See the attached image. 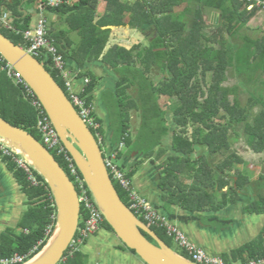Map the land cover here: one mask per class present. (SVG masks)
<instances>
[{"label":"trees","instance_id":"16d2710c","mask_svg":"<svg viewBox=\"0 0 264 264\" xmlns=\"http://www.w3.org/2000/svg\"><path fill=\"white\" fill-rule=\"evenodd\" d=\"M23 1L0 0V15L13 13L8 25L0 23V31L14 43L26 46L23 32L30 28L32 18L30 13L18 17L21 6L42 3L48 12L60 14L69 29L77 33L78 38L73 41L68 31H47V38L65 61L71 58L85 64L101 60L112 67L116 77L115 94H110L107 106L118 144L121 141L129 144L130 113H134L140 122L131 144L150 150L163 139L170 141L173 150L181 153L171 156L172 161L188 163V169L197 177L215 178L219 188L227 186L220 207L233 202L236 191L247 184L264 186V173L249 176L242 168L247 161L231 144L240 136L252 153H264V78L260 79L264 73V29L249 26L251 19L260 12L259 8L248 9L245 0H105L106 10L97 18V0H63L56 7L47 5L45 0H27L22 4ZM67 1L72 2L66 4ZM204 9L216 13L210 31ZM107 26L136 29L147 39V44L140 41L131 49L119 44L106 48L111 33ZM39 60L68 94L64 81L50 61ZM5 64L0 56V116L42 140L36 129V111L21 88L7 76ZM80 75L88 78L80 95L87 103H92L99 78L90 71L80 72ZM158 75L160 78L156 81ZM231 78H236L237 82L230 84ZM250 84H253L250 102L244 106L239 95ZM161 96L174 99L168 104V110L159 103ZM256 103L260 108L250 112L251 105ZM168 113L175 123L172 131L166 124ZM104 130L101 123L98 133L102 138ZM195 147L206 151L193 160L190 155ZM52 154L67 171L63 159ZM0 157L14 173L28 205L19 222L23 231L15 234L8 230L1 234L0 258L17 253L25 256V262L50 238L56 223V210L47 183L36 170L33 173L40 183L33 186L10 156L0 153ZM167 173L170 176L171 169ZM113 184L128 206L125 191L117 182ZM244 211L264 214V194L258 195ZM221 224L228 222L224 220ZM101 227L113 232L105 220ZM150 228L166 243V238L172 239L163 228L154 225ZM146 237L151 240L148 235ZM120 244V248L128 249ZM179 254L189 258L182 249ZM221 258L230 263L264 258V226L256 238ZM59 264H87L86 254L80 248L70 253L68 248Z\"/></svg>","mask_w":264,"mask_h":264},{"label":"crops","instance_id":"0c3cea01","mask_svg":"<svg viewBox=\"0 0 264 264\" xmlns=\"http://www.w3.org/2000/svg\"><path fill=\"white\" fill-rule=\"evenodd\" d=\"M26 1L24 0L22 4ZM71 2L67 1L66 4ZM105 10L106 1L97 0L95 16L99 18ZM19 12L21 13L19 18H23L28 13L33 18L34 14H37L38 22L43 16L46 19V31L49 29L55 32L65 30L70 32L69 35L73 41L78 38L77 33L69 29L60 14L48 12L42 3L21 6ZM12 14L7 12L4 21L0 23L3 26L8 25ZM6 18L8 19L5 22ZM32 18L29 29L34 30ZM107 27L111 28L110 37L113 32L120 29L126 35L133 30L129 26ZM66 64L67 68L75 74L74 87L76 89L81 90L84 86V78H87L85 75H80V72L90 71L99 78L93 90L92 104L95 116L105 129L101 148L104 152L117 150L118 138H114L115 131L111 128L107 106L110 94H115L116 77L112 67L101 60L79 64L71 58L67 59ZM168 115L166 124L172 131L175 128L172 126L174 120L170 123ZM137 129V126L134 127L130 120V142L119 150L117 155V162L131 178L132 190L135 193L143 197L161 216L177 226L192 243L207 254L221 257L257 237L264 226V214L247 213L244 208L258 195L264 194L263 185L258 183L253 186L245 185L236 191L233 202L220 207V203L225 200L223 192H226L227 186L219 188L215 178L197 177L188 169V163L181 164L177 160L172 161L171 156H180L181 153L173 150L170 141L163 139L150 150L142 145L131 144V137L135 138ZM205 151L201 147H195L190 157L195 160ZM250 155L252 156L253 153ZM249 162L246 166L250 170L258 167L256 160ZM249 164L252 165L248 166ZM259 167L261 168V165ZM168 169H171L170 176L167 173ZM254 172L252 177L261 174V170ZM27 208V198L19 182L6 163L0 159V236L8 230L15 234L23 231L19 227V222ZM224 220L228 224L222 225L221 222ZM120 245L113 232L100 226L97 231L88 236L80 246V250L86 254L87 264H145L135 253L120 248Z\"/></svg>","mask_w":264,"mask_h":264},{"label":"water","instance_id":"95a60500","mask_svg":"<svg viewBox=\"0 0 264 264\" xmlns=\"http://www.w3.org/2000/svg\"><path fill=\"white\" fill-rule=\"evenodd\" d=\"M0 56L20 73L40 101L116 239L134 250L145 264H198L173 250L122 201L108 174L98 140L45 66L1 31ZM0 140L25 160H31V166L46 181L54 201V230L38 253L52 241L40 258L31 264H59L80 223L75 185L54 155L37 138L1 116ZM32 258L20 264H26Z\"/></svg>","mask_w":264,"mask_h":264},{"label":"built area","instance_id":"2783aa9c","mask_svg":"<svg viewBox=\"0 0 264 264\" xmlns=\"http://www.w3.org/2000/svg\"><path fill=\"white\" fill-rule=\"evenodd\" d=\"M46 4L52 7L59 6L63 0H45ZM248 3V9L257 7L259 11L264 12V0H245ZM5 15H0V22L4 21ZM23 37L26 42V46H22L28 53L37 58L49 60L51 66L57 71L61 79L64 81L66 88V95L74 105L78 114L88 126L90 130L96 132L95 138L98 142L102 143L103 138L98 133L101 123L97 120L94 114V107L92 103L81 97L80 89L74 87L75 74L67 68V64L63 55L58 51L57 47L47 38L46 31V19L42 16L39 20L37 27L34 30L28 29L23 32ZM40 61V60H39ZM41 62V61H40ZM4 69L6 70L7 76L13 81L15 85L21 88V91L25 99L33 106L36 111L37 123L36 129L42 138V144L51 153H55L60 156L67 168L66 173L69 177H74V185L78 192V200L80 204V222L76 234L70 243V253L78 250L89 235L93 234L100 228L101 223L104 220L102 213L97 207L94 199L92 198L89 189L85 185L78 168L76 167L73 158L62 144L58 134L51 124L43 106L37 99L31 88L8 62H6ZM88 82V78H84V84ZM123 141L118 144L117 150H111L103 152V159L107 168L108 174L111 177L112 182L115 181L125 191L129 209L148 226L154 225L163 228L166 234L184 250L189 259L198 264H232L225 262L220 256L207 254L203 249L192 243L187 236L169 220L161 216L157 210L152 207L147 201L135 193L132 190L131 178L124 172L119 163L117 162L118 151L124 147ZM0 153L2 156H10L12 160L17 164L18 167L23 169L27 176V180L31 185H39V181L34 175V168L30 162L21 157L15 150L7 146L0 140ZM73 182V181H72ZM53 201V200H52ZM53 206L54 201H53ZM81 210H83V216L81 218ZM140 219V220H141ZM50 228V227H49ZM49 232V229L47 230ZM25 256L20 254H13L10 257L0 258V264H20L23 263ZM237 264H264V258L251 260L247 263Z\"/></svg>","mask_w":264,"mask_h":264},{"label":"rangeland","instance_id":"374dc122","mask_svg":"<svg viewBox=\"0 0 264 264\" xmlns=\"http://www.w3.org/2000/svg\"><path fill=\"white\" fill-rule=\"evenodd\" d=\"M105 12V11H104ZM104 14V13H102ZM204 15H205V19L207 21V24L209 25V28L208 30H212V24L216 21V13L215 12H211V11H208V10H205L204 9ZM32 28H36L37 27V24H38V19H39V16L37 14H34L33 18H32ZM249 26L251 28H263L264 29V12H258L252 19L251 21L249 22ZM127 35H129L127 37ZM125 34L123 32L122 29L118 30V31H115L113 32V34H111V37L107 43V48L111 47L112 45H114L115 43L116 44H121V45H124L126 46L127 48L131 49L132 45H134V43H137V42H140L142 41L143 44H147V39L145 37H143L142 33L140 31H137L136 29H133L131 30V32H129L128 34ZM160 78V75H158L155 80H159ZM264 78V73L262 74L261 76V80ZM237 82L236 78H231L229 80V83L230 84H233ZM256 84H259L258 82H256ZM252 88H253V84H250L249 86H247V90L243 93V92H240V102L242 105H247L248 102H250L249 100V94L250 92L252 91ZM263 91H264V88H263ZM258 95V94H256ZM230 98H232L230 96ZM173 98L170 99L169 97H166V96H161L160 97V100H159V103L161 104V106L168 110V104H171L173 103ZM108 102L110 101V99L107 100ZM113 105V104H111ZM259 109L260 108V105L259 103H256L255 105H251V109H250V112L253 111V109ZM169 115V122L171 123L172 122V114L171 113H168ZM171 116V117H170ZM140 121H139V117L137 115H135L134 113H131V124L134 125V127L138 126ZM175 124V123H174ZM174 124H172V126H175ZM41 143H42V140L40 139L39 140ZM231 144L233 147H235L237 149V151L239 152V154L244 158V160H246L248 163L249 160H252V161H255L256 160V163L258 164V167H254V169L256 171H260L261 170V173H264V153H253V155L251 156L250 153H252V151L247 147V145L245 144V142L243 141V138H241L240 136L236 139V140H232L231 141ZM52 152V151H50ZM1 159V157H0ZM247 162L244 163V166L242 165V168L244 171L247 172V174L249 176H254V171L255 170H250L246 165L248 164ZM182 164V163H181ZM252 164H249L248 166H250ZM259 165H261V168L259 167ZM255 166V165H254ZM241 166L239 165V168ZM251 168V167H250ZM72 177V176H71ZM74 183V177L73 179H71ZM166 241H167V244L173 249L175 250L177 253H180L181 251V248L180 246L175 242L173 241V239H168L166 238ZM232 264H237L238 261L237 260H232L231 262Z\"/></svg>","mask_w":264,"mask_h":264},{"label":"bare ground","instance_id":"6f19581e","mask_svg":"<svg viewBox=\"0 0 264 264\" xmlns=\"http://www.w3.org/2000/svg\"><path fill=\"white\" fill-rule=\"evenodd\" d=\"M29 162H31V160H28ZM52 240L49 241L48 245L43 249V251H41L40 253H38L36 256H34L29 262H27L26 264H31L32 262L36 261L37 259L40 258V256L47 250V248L50 246Z\"/></svg>","mask_w":264,"mask_h":264},{"label":"clouds","instance_id":"9594fccd","mask_svg":"<svg viewBox=\"0 0 264 264\" xmlns=\"http://www.w3.org/2000/svg\"><path fill=\"white\" fill-rule=\"evenodd\" d=\"M100 144V143H99ZM101 146V145H100ZM150 227V226H149Z\"/></svg>","mask_w":264,"mask_h":264}]
</instances>
